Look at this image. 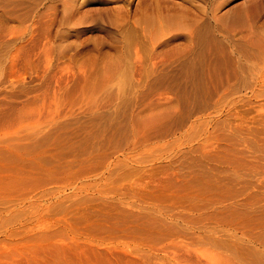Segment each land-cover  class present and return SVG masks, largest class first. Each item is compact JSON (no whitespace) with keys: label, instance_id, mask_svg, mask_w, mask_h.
<instances>
[{"label":"rangeland","instance_id":"obj_1","mask_svg":"<svg viewBox=\"0 0 264 264\" xmlns=\"http://www.w3.org/2000/svg\"><path fill=\"white\" fill-rule=\"evenodd\" d=\"M121 1L0 0V264H264V0Z\"/></svg>","mask_w":264,"mask_h":264},{"label":"bare ground","instance_id":"obj_2","mask_svg":"<svg viewBox=\"0 0 264 264\" xmlns=\"http://www.w3.org/2000/svg\"><path fill=\"white\" fill-rule=\"evenodd\" d=\"M178 1H181V3L179 4V2H176V0H172L169 3H166L163 0H137L135 5H134L133 10H131V8H130V5L132 4V2L129 1L128 4L122 3V5L120 4L121 7H119L120 6L119 5V6H117V8L116 7L112 8V10H110V11L112 12L111 14L114 17L116 23L128 22L132 18L134 19V18L138 17V15L141 14V15H147L148 17L151 18L148 21V24L151 26H153L152 24H154L155 26H167V23L169 22L167 19L170 20L171 15L173 13H176L178 10L175 7H177V8L183 7V4L189 5V2L187 0H178ZM199 1H200L199 4H201V7L198 6L199 15L197 14L198 17H196L195 19H191L192 18L191 16H190L191 18L188 17L189 19L185 20L187 26L197 25L198 22L202 18L201 15L204 12L203 7H202V3L204 2V0H199ZM121 2H123V0ZM126 2H128V1H126ZM123 4H124V6H123ZM184 10L185 9L183 8V11ZM187 11L188 10H186L185 13H187ZM194 17L195 16H193V18Z\"/></svg>","mask_w":264,"mask_h":264}]
</instances>
